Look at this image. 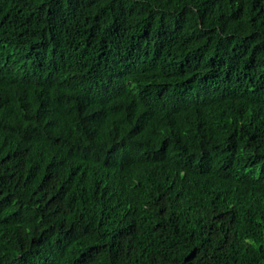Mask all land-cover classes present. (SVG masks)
Listing matches in <instances>:
<instances>
[{"label": "trees", "instance_id": "1", "mask_svg": "<svg viewBox=\"0 0 264 264\" xmlns=\"http://www.w3.org/2000/svg\"><path fill=\"white\" fill-rule=\"evenodd\" d=\"M0 101V264H264V0H0Z\"/></svg>", "mask_w": 264, "mask_h": 264}, {"label": "clouds", "instance_id": "2", "mask_svg": "<svg viewBox=\"0 0 264 264\" xmlns=\"http://www.w3.org/2000/svg\"><path fill=\"white\" fill-rule=\"evenodd\" d=\"M1 102V101H0ZM2 105V104H1ZM2 108H3V110L2 111H5V110H7L6 108H4V106L2 105ZM10 110V109H9ZM1 112V111H0ZM10 112H11V114H12V111L10 110ZM120 140L121 141H124L125 139H123V137L122 138H120ZM174 181V179H172V180H170V182H171V184H172V182ZM170 182H168V184L170 183Z\"/></svg>", "mask_w": 264, "mask_h": 264}, {"label": "bare ground", "instance_id": "3", "mask_svg": "<svg viewBox=\"0 0 264 264\" xmlns=\"http://www.w3.org/2000/svg\"><path fill=\"white\" fill-rule=\"evenodd\" d=\"M61 214V213H60ZM13 228V227H12Z\"/></svg>", "mask_w": 264, "mask_h": 264}]
</instances>
